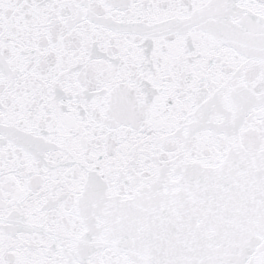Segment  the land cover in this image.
<instances>
[{"label": "snow or ice", "instance_id": "6c2138e0", "mask_svg": "<svg viewBox=\"0 0 264 264\" xmlns=\"http://www.w3.org/2000/svg\"><path fill=\"white\" fill-rule=\"evenodd\" d=\"M0 264H264V0H0Z\"/></svg>", "mask_w": 264, "mask_h": 264}]
</instances>
